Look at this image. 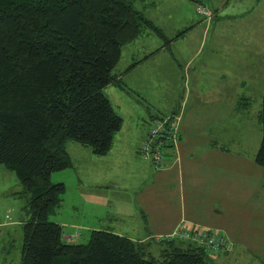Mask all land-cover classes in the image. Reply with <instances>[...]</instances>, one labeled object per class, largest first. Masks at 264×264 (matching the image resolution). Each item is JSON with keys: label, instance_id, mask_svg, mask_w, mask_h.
Listing matches in <instances>:
<instances>
[{"label": "crops", "instance_id": "crops-1", "mask_svg": "<svg viewBox=\"0 0 264 264\" xmlns=\"http://www.w3.org/2000/svg\"><path fill=\"white\" fill-rule=\"evenodd\" d=\"M209 1L220 11L231 2L229 0L225 5L220 2L222 0H215V3L214 0ZM149 4H152L151 1L147 6ZM224 10L219 11L208 27L204 26L200 40L174 49L178 52L176 56L173 49L171 51V45L174 39L183 37L192 28L191 25L173 37H166L157 26L163 34V37L159 36L162 42L157 47L135 45L149 31L122 47L120 57L124 48L133 43L135 45L130 48V63L118 71L116 64L113 70L119 83L108 86L116 87L122 93L132 94L138 99L117 104L120 111H114L121 117L122 124L114 134L107 154L95 155L84 145L85 148H80L81 144H70L66 147L72 166L62 172L64 175H76L75 183L84 181L86 184L80 193L81 198L74 195L73 200L69 199L68 214L78 215L80 211L82 215H88V219L92 217L95 220L97 217L102 219L104 212L108 211L110 215L107 216L115 220L131 218L134 222L128 225L127 230L124 228L126 225L118 224L104 230L140 242L153 240L154 242H150L155 243L163 238H177V243L186 245L196 243L194 237L200 231H209L222 237L229 245L225 252L210 254L212 264H244L247 261L257 262L264 259V168L258 166L254 160L259 147L258 139L248 142L251 140L250 126L253 125V122H249L246 127L249 118L246 119L245 110L249 102L242 104L246 97L233 96L230 92V96L224 95L230 91L222 88L223 85L227 87V71L217 70L213 64L216 60L224 61L215 53L220 50L216 47H219L218 43L223 45L222 51H227L228 46L232 49L230 45H234L233 42L226 43L227 40L219 34L212 39V29L217 25L220 29L227 25L226 22L221 23L219 18ZM238 23L233 24L235 31H230V37H234L235 33L239 34L243 28L235 27ZM153 24L155 25L154 22ZM209 31L211 35L207 37ZM240 41H245L247 45L243 48L246 56L252 58L253 62L261 59L263 63L264 37L241 36L235 44L241 52V47H237ZM208 45L207 56L202 58ZM167 53H170L169 56ZM163 57L164 59H160ZM157 59L165 60L167 65L177 68L180 76L184 79L186 77L187 90L181 106H176L177 97L169 104L158 99L149 100L147 97L148 93L157 95L158 92V95L162 93L166 98L169 87L174 86L167 72L161 71L159 75L146 72L144 78L135 74L143 65ZM195 62L199 63L198 68L192 67ZM208 65L211 66L207 68ZM260 67V74L258 69L254 76L263 75L264 64ZM217 77L220 79L212 82ZM142 79L144 80L138 81ZM175 112H181L180 140L177 146L166 147L162 167L156 168L149 159L138 154L137 148L152 121ZM259 112L260 110L254 116L256 127L261 124ZM76 168L83 169L78 171ZM88 175L90 178L84 179ZM59 182L65 185L64 181ZM105 186L113 194L106 196L103 190ZM121 193L130 194L131 199L127 201L121 198ZM78 199L81 200L78 202ZM58 209L54 214L58 213ZM53 218V222L61 225L63 238H70L73 243H82L78 242L80 229L88 231L86 234L92 230H101L94 223L88 225L73 221L72 218L69 221L56 219L57 216ZM66 225L74 230L64 231ZM132 225L138 234L132 232ZM178 227L187 233L186 238L173 237Z\"/></svg>", "mask_w": 264, "mask_h": 264}, {"label": "trees", "instance_id": "trees-1", "mask_svg": "<svg viewBox=\"0 0 264 264\" xmlns=\"http://www.w3.org/2000/svg\"><path fill=\"white\" fill-rule=\"evenodd\" d=\"M134 2L0 0V164L27 196L19 264H210L215 253L197 242H140L102 229L73 243L50 220L65 192L50 176L72 166L67 141L105 155L121 127L102 90L119 83L113 70L122 47L146 31L163 37ZM259 120L254 160L264 168V96ZM150 244L159 245V259Z\"/></svg>", "mask_w": 264, "mask_h": 264}, {"label": "rangeland", "instance_id": "rangeland-1", "mask_svg": "<svg viewBox=\"0 0 264 264\" xmlns=\"http://www.w3.org/2000/svg\"><path fill=\"white\" fill-rule=\"evenodd\" d=\"M149 1H151L152 4H149L147 6V3ZM228 1L229 0H222L220 2L226 5ZM214 3L212 2V4ZM208 4L214 10H216L217 16L220 10L215 7L216 5L213 7L210 4V1L208 2ZM134 7L137 10L142 11L155 23L156 26L160 27L165 33L166 37H173L184 28L189 27L190 25L192 26V28L183 37L174 39V43L171 45V51L173 49V54L175 56L178 52L174 49H177V47H183V45H187L189 42L193 43L198 39L200 40L204 26L208 27L212 21L204 19L202 15L196 12L194 0H135ZM225 7L223 8V10L225 9ZM219 18H221V23L226 22L227 25L221 29L218 27V25L216 27L214 25L215 29H210L212 32V39L216 38L219 34L227 40L226 43L233 42L234 45H230L232 48L230 49L228 45L224 44L228 46V50L222 51L221 47L223 45L221 43H218L219 47L217 45L216 47L220 48V50L215 51V53L224 61L216 60L213 62V64L217 67V70L221 71L225 69L227 71V76L225 78L227 87L223 85L222 88H228L230 91L226 90L227 92L224 95L230 96L231 93L233 96L239 95L242 97H246V99L248 98L247 100L249 102V106L245 110V114L246 119L249 118V120L246 121V127H248L249 122H253V125L250 126L251 140H248V142L251 141L252 143L256 141V139H258L257 142L260 143L262 133L261 124H258L259 126L256 127V119L254 116L256 115L257 111L261 109L262 98L264 96V73L261 77H256L254 76V74L258 69L260 74V66L261 64H264V61L262 63L261 59H258L257 61L253 62L251 60L252 58L245 55V52L243 50V48L247 47L245 41H243L242 43L240 41V45H237V47H241V52L237 50L235 44L237 43V39H239L241 36H246L248 38L264 37V0H231L224 12L219 15ZM236 22L239 23L235 27L243 28L239 31V34L235 33L233 35L235 38L230 37V31H235L233 29V24ZM211 32L209 31L206 36L209 37L211 35ZM147 33L148 34L145 33L146 35L140 37L136 41L135 45L141 44L143 45V47H155L156 45L161 44L162 39L156 33L152 31H149ZM135 45L133 43L124 48L122 57H120V60L117 63V71L121 67L124 68L130 63V53L132 50L130 48ZM207 47L209 48V45L205 47L204 52L202 53V58H206L207 56ZM169 54L170 53H167V56H169ZM127 59L129 60V62H127ZM160 59H164V57ZM158 60L159 59H157L153 63L143 65L135 74H140L141 78H144L146 72L151 71L153 72V74L157 75L161 74V71L165 73L167 72L166 74L171 79V84L174 85L173 87L175 89L172 86L169 87L166 98L165 96H162V93H159L158 95V92L157 95H151L150 93H148L147 97L149 98V100L158 99L165 104H169L173 98L177 97L176 106L178 104L179 106H181V100L184 97V92L187 90V84L185 82L186 77L184 79L183 76H180L177 68L167 65L165 60ZM198 66L199 63L197 62L192 65V67L196 68H198ZM210 66L211 65H208L207 68H209ZM229 71H231V78H229ZM219 79L220 78L218 77L216 79H212V82L215 83ZM143 80L144 79L138 81ZM229 82L231 84H229ZM102 92L108 98V100H110L112 107L117 113H119L118 111H120L117 107V104L119 102H128L133 99H138L132 94H124L120 89L108 85L104 87ZM144 102L145 101H143V103ZM223 142L226 141H222V143ZM70 144H78L77 146L80 145L76 141L69 140L66 143V147H69ZM80 148L85 147H83V145H80ZM82 169L83 168H81V170H77L82 171ZM64 170L54 172L53 176V173L51 174L52 182L64 181L65 183L63 201L57 211L58 213L53 215L57 216L56 219L69 221V219L72 218L73 221L87 223L88 225L89 223H94L95 225H98L97 227H100L102 230L107 229L106 227H115L116 224H118V226L126 225L124 226V228L125 230H127L128 225H131L130 223L134 222L131 218L125 220H115L112 217L107 216L110 215L108 211L104 212V214L102 215V219H99V217H97L95 220H93L92 217H89V220L88 215H82L80 211L78 215L68 214L70 212L68 206L69 199L73 200L74 195L77 198H81L80 193L82 192V189L86 187V184L84 183V181L75 183V181L77 180L76 175H64V172L67 171ZM89 178L90 175L86 176L84 179L88 180ZM22 189V185L19 182L16 174L12 170H9L4 165L0 164V264L20 263L23 241L22 223L23 219L26 218V211L23 210V206L26 205L27 201V196H23L21 194ZM107 189H109V187L107 186H105V189H103L106 196L113 194L109 193ZM114 194V196H117L116 193ZM120 196L127 201L131 199L130 194L123 195L121 193ZM80 200L81 199H78L77 201L79 202ZM53 216H50V220H54ZM133 227L134 230H132V232H136L135 226ZM63 230H67L70 232L74 229H72L69 225H66L64 226ZM78 231L80 233L78 242L85 243L89 239L90 233L86 234V232L88 231H84L83 229H80ZM136 234L138 233L136 232ZM159 248L160 247L157 244H150L147 248V251H149L155 258L159 259ZM210 264H212V259L210 260ZM244 264H264V259H260V261L257 262L247 261L244 262Z\"/></svg>", "mask_w": 264, "mask_h": 264}, {"label": "built area", "instance_id": "built-area-1", "mask_svg": "<svg viewBox=\"0 0 264 264\" xmlns=\"http://www.w3.org/2000/svg\"><path fill=\"white\" fill-rule=\"evenodd\" d=\"M195 10L206 20H212L217 13L216 10L209 6L207 0H196ZM180 121V112L152 121L145 137L137 148L138 154L143 158L149 159L156 168L162 167V159L167 144L171 143L175 147L180 140ZM173 237L186 238L187 233L178 227ZM194 238L197 243L207 247L210 251L224 252L229 249V245L223 238L206 230L200 231ZM67 241H70V238H67Z\"/></svg>", "mask_w": 264, "mask_h": 264}]
</instances>
